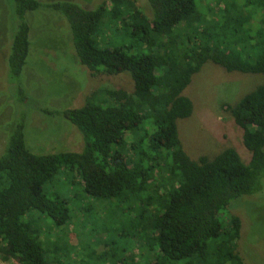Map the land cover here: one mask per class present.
<instances>
[{
  "label": "trees",
  "instance_id": "obj_1",
  "mask_svg": "<svg viewBox=\"0 0 264 264\" xmlns=\"http://www.w3.org/2000/svg\"><path fill=\"white\" fill-rule=\"evenodd\" d=\"M11 1L17 20L8 56L12 78L22 75L29 57L31 28L26 15L45 7L60 12L68 21L82 65L91 72L104 68L111 76L129 73L134 90L103 89L94 92L83 107L43 110L47 116L63 117L78 128L85 142L80 153L33 154L25 142V119L17 124L0 157L1 259L51 264V242L28 215L43 214L58 227L69 224L67 200L49 198L45 185L61 172L70 171L77 174L86 196L129 206L126 210L144 234L135 252L142 264H244L238 252L242 221L230 215L228 208L241 197L261 192L264 85L235 105H223L243 131L244 145L251 153L249 164L234 149L214 158L192 159L182 146L177 121L192 116L194 105L184 91L206 63L211 61L229 73L264 74V38L252 47L257 50L256 59L243 47L244 42L239 51L220 50L211 28L205 26L199 36L188 40L192 47L184 48L181 29L195 18V0H148L151 19L135 0L104 1L95 10L71 2ZM105 17L139 36L149 48L164 51L165 56L101 48L96 36ZM182 23L186 25L178 28ZM261 24L264 33V16ZM147 122L154 129L147 136L154 156L142 148L143 140L137 136ZM128 135L135 141L128 143ZM168 161L171 173L165 180L161 173L154 176L162 169L160 163ZM146 207L151 210L147 212ZM51 246L55 256L63 254L58 242ZM53 261L55 264V258Z\"/></svg>",
  "mask_w": 264,
  "mask_h": 264
},
{
  "label": "rangeland",
  "instance_id": "obj_2",
  "mask_svg": "<svg viewBox=\"0 0 264 264\" xmlns=\"http://www.w3.org/2000/svg\"><path fill=\"white\" fill-rule=\"evenodd\" d=\"M38 1L43 5L71 2L86 10H95L109 0ZM135 1L151 19L148 0ZM263 1L195 0L196 20L194 18L190 24L178 26L186 25L181 29L184 48L192 47V42L188 40L199 36L205 26L211 28L213 42L220 43V50L239 51L244 42L243 47L256 59L257 50L252 47L264 38L261 24ZM108 20V17L104 18L96 36L101 48H121L131 55L165 56L164 51L149 48L139 36ZM26 21L31 28L29 57L22 75L14 79L10 75L8 56L17 20L12 1L0 0V157L23 118L26 146L33 154L80 153L85 148V142L78 128L63 117L47 116L43 110L64 111L83 107L94 92L103 89L133 92L131 75L111 76L104 73V68L91 72L82 65L73 45L68 21L60 12L42 7L28 13ZM176 42L183 46L180 41ZM255 59L251 58V62ZM263 85L264 74L229 73L211 61L206 63L184 91V95L193 102V114L190 118L177 121L179 138L186 153L192 159L201 156L214 158L227 149H234L243 162L249 164L251 153L244 145L243 131L223 105H235ZM148 123L140 128L137 136L138 140H143L142 148L148 155L154 156L156 153L148 148L147 138L154 129ZM128 141H135V137L128 135ZM160 164L162 169L153 174L159 177L161 173L162 180H165L171 173L172 163ZM45 194L51 199L67 200L71 213V221L64 227L56 226L43 214L31 212L28 215V220L42 227L51 245L58 242L63 248L60 258L54 255L55 248L48 246L50 261L54 262L55 258V264H142L135 252L141 246L144 234L126 210L128 205H118L117 200L86 196L77 174L70 171H63L48 182ZM146 209L147 212L151 210ZM228 212L242 221L238 252L244 264H264V178L260 193L233 201ZM47 239L44 236L45 243ZM140 251L144 252L143 249ZM0 264L19 263L14 260L5 262L0 256Z\"/></svg>",
  "mask_w": 264,
  "mask_h": 264
}]
</instances>
